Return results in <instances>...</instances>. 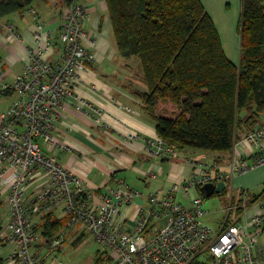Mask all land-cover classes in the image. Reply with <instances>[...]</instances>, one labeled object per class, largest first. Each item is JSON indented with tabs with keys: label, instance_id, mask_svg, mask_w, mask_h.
<instances>
[{
	"label": "built area",
	"instance_id": "obj_1",
	"mask_svg": "<svg viewBox=\"0 0 264 264\" xmlns=\"http://www.w3.org/2000/svg\"><path fill=\"white\" fill-rule=\"evenodd\" d=\"M28 12L37 23L22 71L9 74L0 62V94L16 96L0 113V188L7 211L0 246L10 247L2 264H64L53 255L62 236L47 242L42 235L40 225L47 217L64 220L63 231L90 235L107 253L104 264H264V200L236 215L228 184L233 175L249 170L248 160L233 157L228 173L193 164L189 178L162 193L140 192L117 181L96 194L53 155L69 150L54 134L64 109L102 125L100 112L75 93L80 74L94 60V43L84 28L88 6L63 8L55 29L38 22L33 8ZM8 31L19 38L12 27ZM138 139L128 132L124 142L132 145ZM242 140L238 145L249 149L252 167L263 165L264 128ZM144 144L151 159H174L180 151L158 137ZM218 182L225 186L221 194L228 196L211 228L200 220L209 215L201 208L208 198H190V192ZM177 194L189 198L188 208Z\"/></svg>",
	"mask_w": 264,
	"mask_h": 264
},
{
	"label": "trees",
	"instance_id": "obj_2",
	"mask_svg": "<svg viewBox=\"0 0 264 264\" xmlns=\"http://www.w3.org/2000/svg\"><path fill=\"white\" fill-rule=\"evenodd\" d=\"M82 1L60 0L58 10ZM104 1L118 55L139 63L146 91L135 95L158 138L178 150L226 154L255 130L264 114V0H240L237 66L226 58L200 0ZM47 2L0 0V20ZM196 193L206 199L201 189ZM235 194L236 215L264 200V189ZM63 226L51 217L40 225L47 242ZM106 254L97 251L92 264H104Z\"/></svg>",
	"mask_w": 264,
	"mask_h": 264
},
{
	"label": "crops",
	"instance_id": "obj_3",
	"mask_svg": "<svg viewBox=\"0 0 264 264\" xmlns=\"http://www.w3.org/2000/svg\"><path fill=\"white\" fill-rule=\"evenodd\" d=\"M200 1L214 23L224 53H239L237 26L241 14L240 0ZM59 2L48 0V5L32 6L37 13V21L49 28L57 25L60 20L57 7ZM82 3L88 6L84 28L94 43L90 50L94 60L80 74L75 93L100 112L102 125L93 123L84 113L74 112L70 108L61 112L54 134L58 142L69 149L59 151L65 158L63 165L78 173L86 187L96 194L100 193L103 186L112 187L117 181H124L140 192L162 193L168 191L174 183L189 178L193 172L192 165L196 163L207 165L216 162L220 172L228 173L230 156H233L248 160L247 164L251 167L246 172L233 175L228 182L229 187L233 192L242 190L251 195H259L264 189V164L252 167L251 153L247 147L236 144L226 154L184 149L174 159L148 158L144 140L157 135L152 121L135 95L146 91L141 73L135 72L137 64L131 58L124 59L116 51L105 1L83 0ZM232 5L236 12L234 17L229 15V7L232 9ZM28 15L26 18L23 14L16 21L0 20V62L9 74L22 71L27 50L33 46V31L37 22L32 15ZM9 27L13 28L18 39L10 36L7 32ZM237 60L239 62V58ZM258 128H264V114L259 117L255 129ZM128 132L139 136L132 145L124 142ZM128 173L132 174L134 185L127 182ZM180 200H183L181 196Z\"/></svg>",
	"mask_w": 264,
	"mask_h": 264
},
{
	"label": "rangeland",
	"instance_id": "obj_4",
	"mask_svg": "<svg viewBox=\"0 0 264 264\" xmlns=\"http://www.w3.org/2000/svg\"><path fill=\"white\" fill-rule=\"evenodd\" d=\"M36 5V4H35ZM34 5V6H35ZM42 6L48 5V2L45 4H40ZM59 5V3H58ZM58 7V6H57ZM234 6L232 5V9L229 7V15L230 17H234L236 15L235 10H233ZM28 14V10L26 11ZM230 12H233L231 15ZM25 14V12L20 13V14H15L12 16H9L6 19H10L11 21H16V18H20L23 14L25 15L26 18H28V14ZM55 13V12H54ZM61 15V11H60ZM54 17L58 19V16L54 14ZM236 19V18H235ZM60 20H58L59 23ZM58 25V24H57ZM57 25L53 26L55 29ZM10 28V27H9ZM8 28V29H9ZM9 32V31H7ZM227 51V50H226ZM225 54V53H224ZM238 54V55H237ZM226 58L233 63L234 65H238V58H239V53L238 51L236 54L231 53L230 51H227L225 54ZM237 58V59H236ZM136 64L137 68H135V72L141 73V69L139 67V63L136 58H131ZM135 67V64L133 65ZM141 77V76H140ZM16 96L15 94H12L10 96H5V94H0V113L3 112L14 100ZM243 138H239L237 142L234 143V145L238 144V142L243 141ZM233 145V146H234ZM240 145V143H239ZM202 152V151H201ZM231 152V151H230ZM207 153V152H203ZM218 154V153H217ZM53 155L56 156L61 163H65V158L62 157L61 153L57 150L53 152ZM231 158L233 156H230ZM230 158V160H232ZM231 161L229 162L230 165ZM206 165V164H204ZM209 167H217L216 162H213L211 164H207ZM243 173V172H242ZM241 174V173H239ZM130 177V178H129ZM127 182L130 183L131 185H134V179L132 177L131 173H128V178ZM137 183H140L137 181ZM232 195L235 196V192L232 191ZM197 196L196 192L191 191L190 192V198H195ZM227 196L228 194H221L219 196H214L211 198H208L204 201L203 205L201 206L202 210H207L209 211V215L207 217H203L200 220L207 224L209 227L214 228L215 223L217 220H219L222 216L221 209L225 207V204L227 202ZM3 197L4 195L1 193V188H0V201H1V207H0V224H4L6 220V214L7 211L5 209V206L2 204L3 202ZM177 200H180V195L176 197ZM183 200L181 203L185 207H189V198L183 197ZM64 227H62L60 230H57L54 232V238L57 236V234H60L63 238V241L58 244V247L54 250L53 255L59 260L62 261L64 264H92L94 257L96 255V252L100 250V247L97 245V243L94 242L93 238L90 235H87L85 233H81L76 230H68V231H63ZM63 231V232H62ZM10 250V247H2L0 246V257H5L6 253H8Z\"/></svg>",
	"mask_w": 264,
	"mask_h": 264
},
{
	"label": "water",
	"instance_id": "obj_5",
	"mask_svg": "<svg viewBox=\"0 0 264 264\" xmlns=\"http://www.w3.org/2000/svg\"><path fill=\"white\" fill-rule=\"evenodd\" d=\"M224 183L218 182L214 184H206L201 188V191L205 194L206 198H211L214 195H220L224 192Z\"/></svg>",
	"mask_w": 264,
	"mask_h": 264
}]
</instances>
